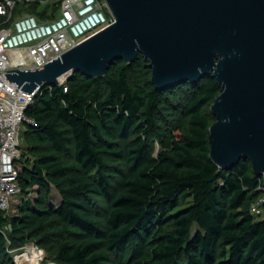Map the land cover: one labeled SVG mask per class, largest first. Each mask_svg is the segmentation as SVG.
Wrapping results in <instances>:
<instances>
[{
    "label": "trees",
    "instance_id": "16d2710c",
    "mask_svg": "<svg viewBox=\"0 0 264 264\" xmlns=\"http://www.w3.org/2000/svg\"><path fill=\"white\" fill-rule=\"evenodd\" d=\"M26 6L41 16L51 7ZM146 67L136 86L131 76ZM66 85H45L26 110L23 200L13 217L0 209V264L30 241L57 264H264V220L253 212L263 177L249 159L222 169L210 157L214 77L159 89L140 54L104 77L75 71ZM179 87L182 98L166 96ZM179 103L185 119L170 125Z\"/></svg>",
    "mask_w": 264,
    "mask_h": 264
},
{
    "label": "water",
    "instance_id": "95a60500",
    "mask_svg": "<svg viewBox=\"0 0 264 264\" xmlns=\"http://www.w3.org/2000/svg\"><path fill=\"white\" fill-rule=\"evenodd\" d=\"M115 22L35 69H13L24 92L57 86L75 71L104 77L143 55L159 89L214 77L210 157L222 169L249 159L264 175V0H106ZM11 226V225H10Z\"/></svg>",
    "mask_w": 264,
    "mask_h": 264
},
{
    "label": "built area",
    "instance_id": "2783aa9c",
    "mask_svg": "<svg viewBox=\"0 0 264 264\" xmlns=\"http://www.w3.org/2000/svg\"><path fill=\"white\" fill-rule=\"evenodd\" d=\"M51 4L43 16L24 13L15 17L19 4ZM115 22L106 0H0V209L14 207L21 195L19 160L21 137L27 124H33L26 114L42 88L24 92L10 81L7 73L13 69H35L72 49ZM67 79L60 86L67 91ZM51 88V85H47ZM261 195L253 212L264 220V175Z\"/></svg>",
    "mask_w": 264,
    "mask_h": 264
},
{
    "label": "rangeland",
    "instance_id": "374dc122",
    "mask_svg": "<svg viewBox=\"0 0 264 264\" xmlns=\"http://www.w3.org/2000/svg\"><path fill=\"white\" fill-rule=\"evenodd\" d=\"M47 5H51V4L40 5L41 7H38V9L41 10V9H43L45 7H48ZM53 8H54V6L51 5L50 9H53ZM24 13H31V12H30V10L28 9V7L25 4H19L17 6V8H16V11H15V17H17V16H19L21 14H24ZM149 74H150L149 67H146L140 73L132 75L131 76V81L136 86H142L145 83V80H147L149 78ZM166 96L168 98H172V97L173 98L174 97L177 98V96L182 98L183 97L182 89L180 87L179 88H175L172 92H167ZM177 100H178V98H177ZM180 104L181 103H179L177 105L176 104L173 105V108L170 109V112H166V116L169 119L168 122H167L168 124H170V125L174 124V121H175L174 117L175 116H177L179 119H182V120L185 119V115H184V113L182 111V107H181ZM211 107H212V103H209L208 105L205 106L204 111L206 113H210L211 112ZM154 145H155L156 148H158L160 146V143L156 141ZM25 146H26V141H25V139L23 137V133H22L21 149L23 151H24ZM22 150H21V152H22ZM18 164H19L20 167H22V163L19 162ZM41 193H42V190L40 189V187L38 185H36L34 188L31 189V191L29 192L27 197L31 201H34L37 198V196L39 194H41ZM92 197H93V200H95V201H97L99 199L97 195H93ZM258 199H257V201H258ZM22 200H23V194L19 195L16 198V201L14 203V207L12 209L6 211V214L9 217H13V216H15V215H17L19 213V204L21 203ZM60 200H61V197H60L59 191L57 190L56 187H53L52 192H51L50 203L53 204V205H58ZM261 211L263 212L264 208H262ZM29 244H34L36 248L38 247L39 249L44 251V254H45L44 258L40 259L41 261L37 260L33 264H49V263L57 264L53 260L54 259V254L52 253V251L48 250L47 247L38 246L37 244H35L34 242H31V241L26 243V245L23 246V247H15V248L9 249L10 258H12L14 264H21L19 258L24 253V251H27Z\"/></svg>",
    "mask_w": 264,
    "mask_h": 264
},
{
    "label": "bare ground",
    "instance_id": "6f19581e",
    "mask_svg": "<svg viewBox=\"0 0 264 264\" xmlns=\"http://www.w3.org/2000/svg\"><path fill=\"white\" fill-rule=\"evenodd\" d=\"M44 256H45L44 251H42L38 247L36 248L34 244H29L27 251H24V253L20 256L19 260L21 264H33L37 260L43 259ZM49 264H55V263H49Z\"/></svg>",
    "mask_w": 264,
    "mask_h": 264
}]
</instances>
